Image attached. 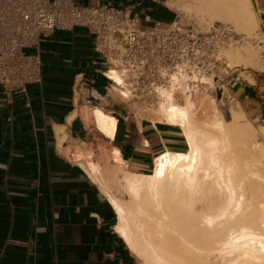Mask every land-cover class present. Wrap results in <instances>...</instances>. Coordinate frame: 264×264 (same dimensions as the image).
Returning a JSON list of instances; mask_svg holds the SVG:
<instances>
[{"label": "crops", "instance_id": "1", "mask_svg": "<svg viewBox=\"0 0 264 264\" xmlns=\"http://www.w3.org/2000/svg\"><path fill=\"white\" fill-rule=\"evenodd\" d=\"M74 1L118 5L143 21L173 15L168 0ZM256 5L264 35V0ZM34 51L43 80L29 87L31 106L0 89V264H137L74 154L89 151L101 166L114 165L116 154L128 170L148 173L156 155L183 147L180 133L113 94L86 28L50 31ZM241 95L264 102V89Z\"/></svg>", "mask_w": 264, "mask_h": 264}, {"label": "bare ground", "instance_id": "2", "mask_svg": "<svg viewBox=\"0 0 264 264\" xmlns=\"http://www.w3.org/2000/svg\"><path fill=\"white\" fill-rule=\"evenodd\" d=\"M176 2L245 35V44L230 45L224 54L227 67H240L239 77L254 84L252 71L264 73V44L252 42H264L255 1L167 3ZM105 74L113 81V94L127 101L129 92L115 84L121 81L118 71ZM201 83H211V76L202 75ZM190 90L184 78L177 89L162 90L152 120L177 128L183 147L156 155L150 172L128 170L116 154L112 171L92 160L89 151L74 156L83 157L80 165L114 210L115 231L144 264H264V124L252 123L238 103L228 108L226 119L206 88ZM112 182L126 197L114 192Z\"/></svg>", "mask_w": 264, "mask_h": 264}, {"label": "built area", "instance_id": "3", "mask_svg": "<svg viewBox=\"0 0 264 264\" xmlns=\"http://www.w3.org/2000/svg\"><path fill=\"white\" fill-rule=\"evenodd\" d=\"M86 28L99 56L100 75L114 68L129 92L128 102L156 105L163 89H177L184 78L190 91L201 76L221 83L227 63L224 49L243 36L223 22L173 9L167 20H141L114 4L81 5L74 0H0V89L21 94L30 107V85H41V38L55 29ZM27 49H33L28 52ZM198 79V80H197ZM209 85V84H207Z\"/></svg>", "mask_w": 264, "mask_h": 264}, {"label": "rangeland", "instance_id": "4", "mask_svg": "<svg viewBox=\"0 0 264 264\" xmlns=\"http://www.w3.org/2000/svg\"><path fill=\"white\" fill-rule=\"evenodd\" d=\"M179 1H180V3L190 4V5H195L197 3V0H179ZM254 1L256 4L257 0H254ZM169 7H171L172 9H177L179 11H185V12H189V13H197L195 8H191L190 10L189 9L186 10L185 8L179 7L177 2H176V4H172ZM259 9L260 8L256 5V10L260 14ZM202 17L207 18L209 21L223 22L218 18L211 19L205 15H203ZM223 23H225V22H223ZM231 27L234 29V31L239 33V31L236 30L234 28V26H231ZM240 34L242 36H245L242 33H240ZM245 42H246V39L243 37V40L240 43H236L234 45H238V44H242V43L245 44ZM252 42L254 44H260V45L264 44L263 41H261V42L252 41ZM27 51L32 52L33 49H27ZM236 69H237V71H233V68L227 67V69L225 70L226 74L224 75V79L222 80L221 83H213L214 86H212L211 83H208L209 85H207V83H206V84L202 85V87H199V88H201V89L206 88L207 98L209 100H211L212 98L214 99V102L216 103L214 108H216L217 111H221L222 112L221 114H223L224 117H226L228 115L226 117V119H228L229 115H230V113H228L229 112L228 108H230L231 105L238 103V104H241L240 106L242 107L246 117L252 123L264 124V102L260 103L257 100H250L249 101L241 95V93H243V91H245V90L247 91V90L251 89L252 87H255L258 91H259V89H264V73L252 71V74H253L252 77L255 79L256 82L254 84H250V83L244 81L243 79H241L239 77L241 68L238 67ZM237 82H241V83L235 89L234 86L236 85ZM177 98L179 101H181V94L180 93L177 94ZM119 99H121V98H119ZM261 99H264V98H261ZM126 103L130 106V108L134 109L135 114L137 113V115H139V113H140V116L141 115H150L151 118L153 116H155V113L153 110L155 109L157 104L152 105V106H142V105H140V103H132V102H128V100L126 101ZM209 109H210L209 111L207 110L208 114H210L209 112L213 110L211 105L209 106ZM237 158L239 161H243V160L245 161V156L241 152H237ZM110 165L111 164L108 163V164H105L103 166L108 168V170L110 169L112 171L111 168L116 167V165L112 166V167ZM103 166H102V168H104ZM106 168L103 169V173L107 175V172H110V171H107ZM118 186L119 185L112 182V188H116V189H113L114 192H116L117 195H119L122 198L126 197L125 192L123 190H121L122 188L120 189ZM211 260H214L216 262L217 257H213ZM136 261H137V264H144L143 261L141 259H139L137 256H136Z\"/></svg>", "mask_w": 264, "mask_h": 264}, {"label": "water", "instance_id": "5", "mask_svg": "<svg viewBox=\"0 0 264 264\" xmlns=\"http://www.w3.org/2000/svg\"><path fill=\"white\" fill-rule=\"evenodd\" d=\"M241 82H237L234 88H236L238 85H240Z\"/></svg>", "mask_w": 264, "mask_h": 264}]
</instances>
